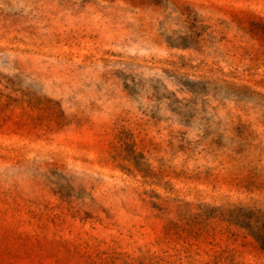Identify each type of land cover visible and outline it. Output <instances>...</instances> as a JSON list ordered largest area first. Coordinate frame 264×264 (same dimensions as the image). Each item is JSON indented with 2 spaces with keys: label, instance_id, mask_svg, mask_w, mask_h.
<instances>
[{
  "label": "rangeland",
  "instance_id": "374dc122",
  "mask_svg": "<svg viewBox=\"0 0 264 264\" xmlns=\"http://www.w3.org/2000/svg\"><path fill=\"white\" fill-rule=\"evenodd\" d=\"M0 264H264V0H0Z\"/></svg>",
  "mask_w": 264,
  "mask_h": 264
}]
</instances>
